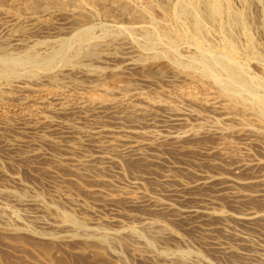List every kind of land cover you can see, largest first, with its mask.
Instances as JSON below:
<instances>
[{"label":"rangeland","instance_id":"obj_1","mask_svg":"<svg viewBox=\"0 0 264 264\" xmlns=\"http://www.w3.org/2000/svg\"><path fill=\"white\" fill-rule=\"evenodd\" d=\"M12 1L0 0V264H152L166 258L174 264H264V259L260 258L264 254L263 220L243 225L231 218L227 221L215 218L216 223H213L218 227L214 232H208L202 223L194 221V217L184 219L175 211L160 214L148 203L150 199H160L180 206L183 200L179 195L184 193L208 199L215 194L212 188L187 191L183 189L185 184L201 172L227 174L230 162L264 157V145L257 142L260 139L257 136L253 137L256 140L247 141L231 131L224 135L208 133L215 126L228 128L232 118L240 114L260 116L264 123V58H261L264 32L257 23L255 7L249 8L251 21L247 29L251 41L256 43V47L254 44L250 49L254 53L247 49L249 41L238 36L235 41L237 52L230 59L226 57L230 41L224 29L226 14L205 21L201 10L203 0L199 3L198 0H130L132 9L142 15L138 19H132L121 10L105 13L94 0H75L77 6L73 2L61 8L50 7L46 13L38 12L34 17L11 9ZM230 2L235 10H243L244 5L238 0ZM13 13L17 18H11ZM31 20L36 23V28L32 29ZM29 25L32 31L27 29ZM18 39L21 41L17 45ZM126 59H135L137 67L124 69ZM94 70L103 74L94 81L87 79L86 75L94 74ZM19 84L26 85L27 89L16 90ZM222 99L227 103L224 115L229 118L226 120L208 107V103ZM60 103L64 106L66 103L67 111H54ZM104 104L108 106L104 107ZM242 110L248 113L242 114ZM174 113L184 114L182 121L172 126L175 131L190 130V145L215 146L216 153L207 156L199 151L184 152L181 144L180 148L170 140L162 139V125L168 124ZM103 127L114 128L116 134L98 133ZM127 129H137L139 135L135 139L141 142L155 136L156 151L152 146L143 148L145 152L158 154L157 161L153 162L151 158L153 164L150 165V161L148 164V161L138 159L137 165L136 159L106 147H97V144L105 145L107 141L123 136ZM155 143H159L158 146ZM102 154L112 159L104 161L100 159ZM244 171L247 175H258L264 172V167ZM162 174H168L170 184L163 182ZM125 198H135L139 202L134 206ZM218 200L215 210L221 214L244 208H236L227 196H220ZM247 205L263 211L264 199L253 200ZM143 217L162 222L179 240H169L171 237L164 234L160 240L153 238L152 230L139 228ZM101 218L116 221L103 223V226L91 223ZM46 222L50 223L45 225ZM59 222L73 225L75 239L71 237L67 242L58 236L60 234L55 232L53 225ZM224 224L229 225L233 234H227L222 228ZM118 229L121 230L119 237L112 239V233ZM95 233L100 237L95 238ZM127 236H131L130 239ZM212 241L222 244L229 252L223 254L210 243ZM133 249L137 250L136 255ZM198 255L201 256L198 258Z\"/></svg>","mask_w":264,"mask_h":264},{"label":"bare ground","instance_id":"obj_2","mask_svg":"<svg viewBox=\"0 0 264 264\" xmlns=\"http://www.w3.org/2000/svg\"><path fill=\"white\" fill-rule=\"evenodd\" d=\"M129 1L130 0H94V2L96 3V5L97 6H99V9H101L103 12H105V13H111V12H113V11H115L116 12V10H121L122 12H125V13H128L129 15H131V18L132 19H138L140 16H142V15H140L136 10H134V9H132V7H131V5H130V3H129ZM165 1H168V0H165ZM211 1V0H210ZM210 1L209 0H203V4H202V2H201V4H202V6H203V8H201V10L203 11V13H202V16L204 17V19H205V21L206 20H209V22H210V19H217V17L219 18H221V16L222 15H224V14H226L225 15V24H224V29H225V31H226V34H227V36L230 38V41H229V47H228V50H227V56L226 57H229L230 59H232V58H234V55L236 54V43H235V41H237V39H238V36H240L241 38H245V39H247L248 41H249V45L247 46V49L251 52V50H252V47H253V45L255 44V47H256V43H254V42H252L251 41V37L249 36V34H247V29H248V25H249V22L251 21V16H250V13H249V8H251L252 6H254L255 7V9L257 10V19H258V22L257 23H259V28H260V30H263V32H264V1L263 0H238L242 5H244V7H243V10H235V8H234V6H233V3H231L230 2V0H213V3L211 4L210 3ZM263 1V2H262ZM75 3L76 1L75 0H13L12 2H11V4H9L10 5V7H11V9H13V10H16V12H23V13H28V14H32V16H34V15H36L38 12L39 13H41V12H44L45 11V13H46V11H47V9L48 8H50V7H54V6H57V7H65V6H67V5H69V4H71V3ZM132 2V1H131ZM215 2V3H214ZM77 3V2H76ZM75 3V5L77 6V4ZM79 3V2H78ZM198 3H199V0H198ZM197 3V5H199ZM167 4V3H166ZM200 4V5H201ZM79 6H81L80 4H78ZM134 5V4H133ZM9 8V7H8ZM55 8V7H54ZM67 8V7H66ZM136 8V7H135ZM164 8V7H163ZM253 8V7H252ZM140 9V8H139ZM168 9V8H167ZM166 9V10H167ZM199 9H200V7H199ZM52 10H54V9H52ZM137 10H138V8H137ZM163 10V9H162ZM251 10V9H250ZM101 11V12H102ZM139 11V10H138ZM10 12V11H9ZM14 12V11H13ZM140 12V11H139ZM197 12V11H196ZM22 13V14H23ZM50 13V12H49ZM142 13V12H141ZM194 13V12H193ZM200 13V12H199ZM48 14V13H47ZM192 15H195V13L194 14H192ZM199 15V14H198ZM18 16V15H17ZM253 16V15H252ZM13 17L15 18L16 17V15L13 13V15H12V19H13ZM35 17V16H34ZM38 17H40L39 15H38ZM193 17V16H192ZM195 17V16H194ZM224 17V16H223ZM255 17V16H254ZM17 18V17H16ZM201 18V17H200ZM31 19V18H30ZM41 19V18H40ZM194 19V18H193ZM203 19V18H202ZM16 20V19H15ZM38 20V19H37ZM199 20V19H198ZM219 20V19H218ZM253 20V19H252ZM11 21V20H10ZM18 21V20H17ZM16 21V22H17ZM32 21V20H31ZM201 21V20H200ZM202 21H204V20H202ZM201 21V22H202ZM204 21V22H205ZM14 22V21H13ZM196 22H197V20H196ZM203 22V23H204ZM212 22V21H211ZM213 22H215V21H213ZM222 22V21H221ZM32 23H33V21H32ZM75 23H77V22H75ZM81 23V22H80ZM216 23V22H215ZM223 23V22H222ZM255 23V22H254ZM79 24V23H78ZM197 24H198V22H197ZM250 24H252V22L250 23ZM14 25V24H13ZM12 25V26H13ZM37 25H39V24H37ZM200 25H201V23H200ZM199 26V25H198ZM11 27V26H10ZM50 27V26H49ZM48 27V28H49ZM196 27H197V25H196ZM33 28H36V23H33L32 24V29ZM38 28H40V27H38ZM203 28V27H202ZM258 28V27H257ZM27 29H30V25L28 26V28ZM26 29V30H27ZM198 29H200L199 27H198ZM30 31H32L31 29H30ZM200 31H203L202 29L200 30ZM26 33V31L24 30V34ZM198 34V33H197ZM261 34V33H260ZM264 34V33H263ZM195 35H196V31H195ZM198 37V35L196 36V38ZM261 37H263L262 35H261ZM263 39V38H262ZM18 41V43H16L17 45L18 44H20V41L21 40H17ZM239 42V41H238ZM236 44V45H235ZM95 45V44H94ZM258 45H259V43H258ZM257 45V46H258ZM93 45H91L90 46V48L92 47ZM96 46H99V43L96 45ZM246 47V46H245ZM264 47V46H263ZM262 47V48H263ZM88 49V48H87ZM95 49H96V47H95ZM238 49V48H237ZM251 49V50H250ZM253 49H256V48H253ZM258 49H260V47L258 48L257 47V50ZM90 49H88V51H89ZM92 50H93V48H92ZM87 51V52H88ZM98 51V50H97ZM248 51V52H249ZM261 51V50H260ZM84 52H86V51H84ZM99 52V51H98ZM247 52V53H248ZM249 52V53H250ZM79 54H80V51L78 52ZM90 53V52H89ZM89 53H87V54H89ZM92 53H93V51H92ZM251 53H254V52H251ZM259 53V52H258ZM86 54V55H87ZM91 54V53H90ZM97 54H99V53H97ZM259 54H261V52L259 53ZM92 55V54H91ZM91 55H89V56H91ZM262 55V54H261ZM264 56V55H263ZM263 56H261V58H264ZM108 57V56H107ZM90 58V57H89ZM92 58H93V56H92ZM94 59V58H93ZM97 59H99V58H97ZM95 60V59H94ZM93 61V60H92ZM74 66V65H73ZM75 67V66H74ZM137 67V63H136V60L135 59H126L125 61H124V69H126V70H133V69H135ZM75 68H77V67H75ZM78 68H80V67H78ZM90 68H95L94 66H91ZM101 68V67H100ZM89 69V68H88ZM102 69H104V68H102ZM91 70V69H90ZM93 70V69H92ZM92 70L90 71V72H92ZM105 70V69H104ZM84 71V70H83ZM107 71V70H106ZM74 73V72H73ZM83 73V72H82ZM80 74H81V72H80ZM101 74H103L100 70H94V74H87L86 75V77H87V79H90V80H93L94 81V79H95V77H99V75H101ZM175 74H176V72H175ZM77 75H79V74H77ZM76 76V75H75ZM80 76V75H79ZM82 76V75H81ZM177 76V75H176ZM188 78V77H187ZM186 78V79H187ZM96 79H98V78H96ZM173 80H175L176 81V78H172ZM171 79V80H172ZM178 79V78H177ZM76 80V79H75ZM100 80V79H99ZM172 80V81H173ZM92 81V82H93ZM95 81H97V80H95ZM76 83V82H75ZM17 89L16 90H25V89H27V86L26 85H24V84H19V85H17ZM2 88H4L3 86L1 87V89ZM4 91L6 92L7 90H5V88H4ZM139 93H137V95H138ZM140 97V96H139ZM216 97H214V99H215ZM224 99V98H223ZM222 99V100H223ZM226 99V100H225ZM224 100H225V102L227 101V98H225ZM212 100V99H211ZM220 101V100H218V101H213V102H210V103H208V107H210L211 109H212V111L213 112H215V113H219V114H221L222 116V119H228L229 117H227L226 115H224L225 114V106H226V104L225 103H223L224 102V100L223 101ZM208 101V100H207ZM239 101V100H238ZM150 103H152V102H150ZM241 103V102H240ZM243 103V102H242ZM251 103V102H250ZM99 104V103H98ZM112 104V103H111ZM111 104H110V107H111ZM60 105H61V103H60ZM59 105V106H60ZM94 105L95 104H93V107H94ZM101 105V104H100ZM149 105H151V104H149ZM154 105H155V103H154ZM248 105H250L251 106V104H248ZM83 106H85V105H83ZM104 107L105 106H108V105H103ZM206 106V105H205ZM87 107H89V106H87ZM115 107V106H114ZM251 107H253V106H251ZM69 108H70V106H69ZM85 108V107H84ZM67 109H68V107H66V103H65V106L62 104L59 108H58V110H54L55 112L56 111H67ZM90 109V108H89ZM94 109V108H93ZM103 109V108H102ZM107 109H109V108H107ZM112 109V108H111ZM139 109H141V108H139ZM237 109V108H236ZM242 109V108H241ZM259 109V108H258ZM87 110H88V108H87ZM110 110V109H109ZM138 110V109H137ZM137 110H135L136 112H137ZM142 110V109H141ZM240 110V109H239ZM97 111V110H96ZM101 111H103V110H101ZM105 111V110H104ZM211 111V110H210ZM236 111V110H235ZM241 111V110H240ZM243 111V113L242 114H244L245 112H244V110H242ZM81 112H83V111H81ZM114 112V111H113ZM117 112V111H116ZM59 113V112H58ZM103 112H101V114H102ZM107 113V112H106ZM111 113V112H110ZM115 113V112H114ZM135 114V112H132V114ZM236 113H239L238 112V110H237V112ZM246 113H248V112H246ZM260 113V112H259ZM63 114V113H62ZM131 114V115H132ZM142 114V113H141ZM141 114H139L140 116H142ZM175 115H173V117L170 119V122L168 123V124H166V125H162V127H163V132H164V134H162L161 136H162V139H165V140H170L171 141V143L174 145V146H176V145H178L179 147H180V145L179 144H181L182 145V150L184 151V152H193V151H199V152H201V153H204L205 155H207V156H212L214 153H216V151H217V147H215V146H211V145H209V146H207V145H205V146H194V145H190V143H191V140H189L188 141V139L190 138L189 136V132H190V130H189V132L187 131V130H182V129H180V130H182L181 132H178V131H175V128L174 127H172V126H175V125H177L178 123H179V121H182V117H183V115L184 114H176V113H174ZM264 114V113H263ZM96 115V114H95ZM99 115V114H98ZM113 115V114H112ZM138 115V114H137ZM172 115V114H171ZM170 115V116H171ZM116 116V115H115ZM182 116V117H181ZM253 116V115H252ZM92 117V116H91ZM94 117V116H93ZM120 117V116H119ZM127 117V119H129V117H131V116H125V118ZM132 117H134V118H136V116H132ZM144 117H145V115H144ZM116 118H117V116H116ZM121 118V117H120ZM146 118V117H145ZM46 119V118H45ZM143 118H141V120H142ZM264 119V118H263ZM232 123L230 124V126L228 127V128H226V129H224V127L223 128H220L219 126H215L212 130H211V132H208V133H211V134H215V135H224V134H226L228 131H231L232 133H236L238 136H242V137H244V139H246L247 141H251L252 139H255L256 138V136H257V139H258V137L260 138V139H258V143L260 144V145H264V123L261 121V118H260V116H258V117H250V116H245V115H238V116H235V118L233 119L232 118ZM50 121V120H49ZM117 121H119V120H117ZM133 121V120H132ZM131 120H130V122H132ZM136 121V119L133 121V122H135ZM165 121H167V120H165ZM139 122V121H138ZM47 123H49V122H47ZM50 123H52V121L50 122ZM49 123V124H50ZM105 123H103V125H104ZM108 124V123H107ZM216 124V123H215ZM44 125V124H43ZM110 125V124H109ZM119 125V124H118ZM214 125V124H213ZM213 125H212V127H213ZM59 126V125H58ZM112 126H114V125H112ZM63 127V126H62ZM67 127V126H66ZM47 129L49 128V126L48 127H46ZM173 128H174V130H173ZM70 129V128H69ZM50 130V129H49ZM57 130V129H56ZM55 130V131H56ZM100 130V129H99ZM208 130V129H207ZM98 131V130H97ZM118 131V130H117ZM160 131V130H159ZM205 131V130H204ZM54 132V131H53ZM66 132V131H65ZM119 132V131H118ZM203 132V131H202ZM71 133V132H70ZM69 133V134H70ZM72 133H74V131L72 132ZM87 133V132H86ZM93 133V132H92ZM98 133H104V134H106V135H112V134H114L115 133V129L114 128H111V127H103ZM120 133V132H119ZM122 133V132H121ZM232 133H230V134H232ZM82 134H83V132H82ZM95 134H97L96 132H95ZM116 134V133H115ZM114 134V135H115ZM123 134V133H122ZM195 134V133H194ZM202 134H205L206 135V133H202ZM229 134V133H228ZM227 134V135H228ZM79 135V134H78ZM138 135H139V131L137 130V129H127V130H125V134L123 135V136H117L116 137V139H112V140H109V141H107V143L104 145V144H97L98 146L97 147H106V148H109L112 152H118V154H121L122 156H126V157H128V158H131V159H136V162L137 161H139V160H145V161H148V164H149V161H150V165H151V162H152V160H151V158L153 159V162H155V161H157V158L159 157L158 156V154H156V153H153V154H150V153H148V152H145L144 151V148H143V146H148V147H150L151 148V146L154 148L155 147V145H154V142H156V140H155V136L154 137H149L150 139L148 140V141H146V142H141V141H139V140H136L135 139V137H138ZM154 135H156L157 136V134H155L154 133ZM44 136V135H43ZM43 136L41 135V138L42 139H44L43 138ZM82 136V135H81ZM90 136V135H89ZM113 136V135H112ZM192 136V135H191ZM226 136V135H225ZM76 137H77V135H76ZM83 137V136H82ZM140 137V136H139ZM193 137V136H192ZM204 137V136H203ZM221 137H223V136H221ZM253 137H255V138H253ZM101 138H104V137H101ZM107 138H108V136H107ZM106 138V139H107ZM144 138V137H143ZM145 138H147V137H145ZM82 139H84V138H82ZM45 140V139H44ZM50 140V139H49ZM48 140V141H49ZM52 141H53V139H51ZM78 140H79V138H78ZM85 140V139H84ZM87 140H89V139H87ZM92 140H94L93 138H92ZM98 140V139H97ZM99 140H100V138H99ZM256 140V139H255ZM47 141V140H46ZM52 141H49L50 143L52 142ZM89 141H91V140H89ZM101 141V140H100ZM164 141V140H163ZM93 142H96L95 140L93 141ZM98 142V141H97ZM166 142V141H165ZM189 142V143H188ZM57 143V142H56ZM160 143V142H159ZM158 143V144H159ZM248 143V142H247ZM250 143V142H249ZM156 144V143H155ZM158 144H156L157 146H158ZM80 145H83V144H80ZM85 145V144H84ZM83 145V146H84ZM154 145V146H153ZM246 145V144H245ZM249 145V144H248ZM62 146H63V144H62ZM69 146V145H68ZM93 146V145H92ZM91 146V147H92ZM253 146V145H252ZM255 146V145H254ZM65 147H67V146H65ZM71 147H73V146H71ZM78 147V146H77ZM94 147V146H93ZM147 147V148H148ZM259 147V146H258ZM13 148V147H12ZM74 148V147H73ZM152 148V149H153ZM35 149V148H34ZM58 149V148H57ZM96 149H98V148H96ZM152 149H150V150H152ZM158 149V148H157ZM75 150V149H74ZM101 150V149H100ZM102 150H104L103 148H102ZM95 151H97V150H95ZM108 151V150H107ZM111 151H110V153H111ZM154 151H156L155 150V148H154ZM75 152V151H74ZM55 153H57V152H55ZM102 153V152H101ZM109 153V152H108ZM53 154V153H52ZM65 154V153H64ZM66 154H67V152H66ZM68 155H69V153H68ZM71 155V154H70ZM117 155V154H116ZM29 156V155H28ZM36 156V155H35ZM84 156V155H83ZM96 156V155H95ZM121 156V157H122ZM38 157V156H37ZM74 157V156H73ZM98 157V156H97ZM118 157V156H117ZM121 157H119V158H121ZM251 157V156H250ZM65 158V157H64ZM72 158V157H71ZM161 158V157H160ZM159 158V159H160ZM61 159V158H60ZM100 159H103L104 161H109L110 159H112L110 156H108V155H104V154H102L101 156H100ZM139 159V160H138ZM68 160V159H67ZM73 160H74V158H73ZM88 160V159H87ZM90 160V159H89ZM128 160V159H127ZM228 160V159H227ZM238 160V159H237ZM245 160V159H244ZM244 160H242V159H240V160H238V161H235V162H230V163H228L227 164V170H228V173L226 174V173H221V172H211V173H209V172H205V173H199V174H197V176L195 177V179H193L191 182H189V183H187V184H185V187L183 188V189H187V191L188 190H191V189H194V188H199V189H203V188H212L213 190H214V195H212L210 198H208V199H201V198H199V197H196V196H187V193H184V194H180L179 195V197H181L182 198V200H183V204H181L180 206H177L175 203H173L172 201H169V202H165V201H162V200H160V199H155V200H148V203H151L152 204V206H153V209H154V211H156V212H160V214H161V212H165V211H172V212H174L175 211V213H177V214H179L180 216H182V218H184V217H194L195 218V222H200V223H202L203 225H204V229H205V231H213L214 229H216V227H218V226H216V225H214V223H213V221L214 220H217V219H215V218H221L222 220H225V221H227L228 220V218H231V219H233V220H236V221H238L240 224H247V223H254V222H256V221H259V220H263L264 221V210L263 211H261L260 209H256L255 207H250L249 205H247L248 203H250V202H252L253 200H257V199H260V198H262V199H264V172H262L261 174H258V175H247L246 173H244L245 171L244 170H247V169H249V168H257V167H264V157L262 158V159H254V160H249V161H244ZM56 162H58L57 160H55ZM63 161V160H62ZM95 161H96V159H95ZM132 161V160H131ZM223 161V160H222ZM224 161H225V159H224ZM99 162V161H98ZM153 162H152V164H153ZM63 163H65V162H63ZM69 163V162H68ZM88 163V162H87ZM87 163H85V164H87ZM115 163V162H114ZM130 163H132V162H130ZM59 164V163H58ZM66 164V163H65ZM70 164H72V163H70ZM90 164V163H89ZM104 164V163H103ZM119 164V163H118ZM121 164V163H120ZM135 164V163H134ZM145 164V163H144ZM154 164H156V163H154ZM59 165H61V164H59ZM77 165H79V164H77ZM111 165V164H110ZM137 165H139L138 164V162H137ZM136 165V166H137ZM142 165V164H141ZM214 165V164H213ZM72 166V165H71ZM74 166V165H73ZM83 166H85V165H83ZM90 166V165H89ZM89 166H88V168H89ZM91 167V166H90ZM107 167H109V166H107ZM139 167V166H138ZM96 169H97V167H95ZM100 168V167H99ZM98 168V169H99ZM140 168V167H139ZM142 168H144V167H142ZM149 168V167H148ZM83 169V168H82ZM151 169V168H150ZM149 169V170H150ZM72 170H74V169H72ZM86 170V169H85ZM89 170H90V168H89ZM147 171H148V169H146ZM153 170V169H152ZM156 171V170H155ZM151 172V171H150ZM193 173V172H192ZM149 174V173H148ZM170 175V174H169ZM192 175H194V173L192 174ZM162 177H163V182H168V181H170L171 179L169 178V176H168V174L167 175H164L163 176V174H162ZM172 177V176H171ZM142 178V177H141ZM70 178H68V180H69ZM139 179V178H138ZM70 180H72V179H70ZM69 180V181H70ZM169 183V182H168ZM178 183V182H177ZM139 184V183H138ZM170 184V183H169ZM179 184V183H178ZM180 185H181V183H180ZM179 185V186H180ZM136 190V189H135ZM181 190V189H180ZM116 191H118V190H116ZM124 191V190H123ZM122 191V192H123ZM5 192H7V194H8V191H5ZM4 192V193H5ZM103 192V191H102ZM129 192H133V191H129ZM109 193V192H108ZM125 193H126V191H125ZM182 193V192H181ZM3 194V193H2ZM105 195H106V193H105ZM146 196V195H145ZM178 196V195H177ZM220 196H227V197H229V198H231L233 201H234V205H235V207L236 208H238V207H243L244 206V208L243 209H240V210H238V211H235L234 213H231V214H221V213H218L215 209H216V205H218L219 204V197ZM68 197V196H67ZM122 197V196H121ZM142 197V196H141ZM149 197V196H148ZM66 198V197H65ZM143 198V197H142ZM69 199V198H68ZM189 199H192V200H189ZM108 199H106V201H107ZM117 200V199H116ZM120 200V199H119ZM125 200L127 201V200H131V199H127V198H125ZM66 201V200H65ZM73 201V200H72ZM110 200H108V202H109ZM114 201V200H113ZM117 202V201H116ZM115 201H114V203H116ZM131 203H132V205H134V206H136L137 204H138V200L137 199H135V198H133L131 201H130ZM141 202H143V201H141ZM146 202V201H145ZM2 203V202H1ZM70 203V202H69ZM6 204V203H5ZM111 204V203H110ZM77 205V204H76ZM107 205V204H106ZM142 205V204H141ZM7 206V205H6ZM79 206V205H78ZM150 206V205H149ZM77 207V206H76ZM144 207V206H143ZM2 208V207H1ZM3 208H5L4 207V205H3ZM7 208V207H6ZM85 208V207H84ZM262 208V207H261ZM264 208V207H263ZM1 210V209H0ZM7 210V209H6ZM152 210V209H151ZM9 211V210H8ZM8 211H6V212H8ZM177 211V212H176ZM230 211V210H229ZM5 212V211H4ZM10 212H12L13 214L15 213V211L13 212V211H10ZM3 213V212H2ZM7 214H11V213H7ZM158 214V213H157ZM173 215H174V213H173ZM6 216V215H5ZM14 216V215H13ZM12 216V217H13ZM17 215H15L14 217L15 218H17L16 217ZM20 216V215H19ZM69 216H71V218H72V215H69ZM128 216V215H127ZM178 216V215H177ZM8 217V216H7ZM74 217V216H73ZM99 217V216H98ZM119 217V216H118ZM134 217H135V215H134ZM6 218V217H5ZM19 218H21V217H19ZM100 218V217H99ZM136 218H137V216H136ZM193 218V219H194ZM8 219V218H7ZM7 219H5L6 221H7ZM10 219H11V216H10ZM9 219V220H10ZM35 219H38V218H35ZM68 219V218H67ZM185 219V218H184ZM187 219V218H186ZM14 220V219H13ZM55 220V219H54ZM61 220V219H60ZM71 220V219H70ZM95 220H97V219H95ZM12 221V220H11ZM16 220H14V221H12V222H15ZM36 221V220H35ZM38 221V220H37ZM74 221V220H73ZM76 221V220H75ZM81 221V220H80ZM91 221H93V219H91ZM115 219H111V220H104L103 218H101V219H99V220H97V222L95 221V222H91V223H97V225H102L103 226V223L106 225V223H115ZM118 221V220H117ZM139 221V220H138ZM231 221V220H230ZM9 222V221H8ZM7 222V224L6 225H8L9 223ZM20 222H21V220H20ZM63 222H65V221H63ZM84 222V221H83ZM119 222V221H118ZM215 222V221H214ZM233 222V221H232ZM235 222V221H234ZM233 222V223H234ZM237 222V223H238ZM11 223V222H10ZM16 223V222H15ZM15 223H13V225L15 226ZM42 223V222H41ZM47 223H50V222H46V224L45 225H47ZM53 223V222H52ZM71 223H72V221H71ZM85 223V222H84ZM162 223V222H161ZM161 223H159V222H157L156 220H154V219H152V218H149V217H143L141 220H140V222H139V228H148V229H150V230H152V232H153V238L155 237V238H159V237H161L163 234L164 235H168V237H171L169 240H173V239H175V240H179V238H178V236L173 232V231H171V229H169V228H167L165 225H163V224H161ZM216 223V222H215ZM236 222H235V224H237ZM238 223V224H239ZM21 224H22V222H21ZM21 224H20V227H21ZM23 224H24V222H23ZM68 223H66V224H60V222H59V224H54L53 225V227H54V230H55V232H57L58 234H60V235H58V236H60L61 238H63V239H66V241H67V239H69V238H73V239H75V237H73V236H75L73 233H74V229L72 228V226L69 224V225H67ZM80 225H81V223H79ZM219 224H221L220 222H219ZM25 225V224H24ZM24 225H22V226H24ZM110 225H112V224H110ZM120 225H121V223H120ZM137 225V224H136ZM222 225V224H221ZM28 226V225H27ZM51 226V225H50ZM86 226V225H85ZM87 226H89V223L87 224ZM108 226V225H107ZM199 226V225H198ZM11 226H9V228H10ZM29 227V226H28ZM45 227V226H44ZM76 227V226H75ZM96 227V226H95ZM105 227V226H104ZM127 227V226H126ZM200 227V226H199ZM12 228H13V226H12ZM27 228V227H26ZM77 228H79V227H77ZM91 228V227H90ZM110 228V227H109ZM116 228H117V226H116ZM124 228V227H123ZM197 228V227H196ZM222 228L226 231V232H228L227 234H229V233H232V231L229 229V225H227V224H224L223 226H222ZM6 229V228H5ZM8 229V228H7ZM6 229V230H7ZM19 229V228H18ZM17 229V230H18ZM28 229V228H27ZM29 229H31V227H29ZM46 229H48V228H46ZM50 230H52L51 228H49ZM96 230H97V228H95ZM100 229H101V227H100ZM112 229V228H111ZM131 229V228H130ZM200 229V228H199ZM219 229V228H218ZM25 230V229H24ZM54 230H52L53 232H54ZM77 230V229H76ZM75 230V231H76ZM81 230H83V229H81ZM92 230V232L94 231L93 229H91ZM90 230V231H91ZM98 230H99V228H98ZM97 230V231H98ZM9 231V230H8ZM13 231V230H12ZM28 231V230H27ZM31 231V230H30ZM44 231V230H43ZM47 232H48V230H46ZM90 231H88L89 233H90ZM100 231V230H99ZM125 231V230H124ZM149 231V230H148ZM147 231V232H148ZM201 231H202V229H201ZM223 231V230H222ZM235 231V230H234ZM236 231H237V229H236ZM16 232V231H15ZM37 232V231H36ZM45 232V231H44ZM47 232H45V233H47ZM79 232V231H78ZM107 232V231H106ZM105 232V233H106ZM214 232V231H213ZM238 232V231H237ZM241 232V231H240ZM4 233V232H3ZM8 233V232H7ZM6 233V234H7ZM17 233V232H16ZM41 232L39 231V233H38V235L40 234ZM49 233V235L51 234L50 232H48ZM47 233V234H48ZM97 233H100V232H97ZM121 233V230H115V233H112V235L114 236V238H112V239H117L118 237H119V234ZM134 233V232H133ZM239 233V232H238ZM54 234V233H53ZM56 234V233H55ZM77 234V233H76ZM80 234V233H79ZM91 234V233H90ZM96 234V233H95ZM101 234V233H100ZM208 234V233H207ZM207 234H205V235H207ZM233 234V233H232ZM244 234V233H243ZM4 235H5V233H4ZM9 236L11 235V234H8ZM45 235V234H44ZM57 235V234H56ZM81 235H84L85 236V234H81ZM97 235V234H96ZM108 235H109V233H108ZM123 235V234H122ZM204 235V236H205ZM7 236V235H6ZM21 236V235H20ZM43 236V235H42ZM47 236V235H46ZM53 236V235H52ZM55 236V235H54ZM57 236V237H58ZM87 236H89V235H87ZM107 236V235H106ZM135 236V235H134ZM133 236V237H134ZM151 236V235H150ZM212 236V235H211ZM214 236V235H213ZM212 236V237H213ZM230 236H231V234H230ZM229 235H228V237H230ZM238 237V235H236L235 234V237ZM56 237V236H55ZM100 237V236H99ZM98 237V235H97V237H95V238H99ZM121 237V236H120ZM129 239H130V237L131 236H127ZM144 237V236H143ZM207 237V236H206ZM209 238H210V235L208 236ZM228 237H227V239H228ZM234 237V238H235ZM236 237V238H237ZM84 238H86V237H84ZM103 238V237H102ZM111 238V237H110ZM225 238V237H224ZM231 238V237H230ZM229 238V239H230ZM241 238V237H240ZM20 239V238H19ZM46 239V238H45ZM52 239V238H51ZM62 239V240H63ZM79 239V238H78ZM143 239V238H142ZM161 238H159V240H160ZM213 239V238H212ZM15 240H18V239H16L15 238ZM72 240V239H71ZM70 240V241H71ZM92 240V239H91ZM118 240H120V241H118V242H121V239H118ZM147 240V239H146ZM230 240H232V239H230ZM233 240H235V239H233ZM238 240V239H237ZM241 240V239H240ZM248 240V239H247ZM246 240V241H247ZM20 240H18V242H19ZM22 241V240H21ZM52 241V240H51ZM63 241H65V240H63ZM110 241V240H109ZM111 241H113V240H111ZM117 241V240H116ZM122 241H123V239H122ZM135 241H136V239H135ZM135 241H133V242H135ZM22 242H24V241H22ZM47 242H50V240L49 241H47ZM52 242H54V240L52 241ZM68 242V241H67ZM92 242V241H91ZM124 242V241H123ZM125 242H127V240H125ZM139 242V241H138ZM142 242V241H141ZM144 242V241H143ZM175 242V241H174ZM182 242V241H181ZM232 242V241H231ZM108 243H110V242H108ZM114 243V242H113ZM116 243V242H115ZM114 243V244H115ZM131 243H132V241H131ZM208 243V242H207ZM210 243H212V245L213 246H215L218 250H222V252H223V254H224V252H229V250H227V249H225V247L222 245V244H220V243H217V242H210ZM81 244H83V243H81ZM94 244V243H93ZM110 244H112V243H110ZM110 244H109V246H110ZM124 244V243H123ZM127 244V243H126ZM133 244V243H132ZM137 244V243H136ZM140 244H143V243H140ZM147 244V243H146ZM39 245V244H38ZM84 245V244H83ZM108 245V244H107ZM122 245V244H121ZM129 245V244H128ZM149 245V244H148ZM45 246V245H44ZM85 246H87L86 244H85ZM94 246H96V244L94 245ZM93 246V247H94ZM114 246V245H113ZM120 246V245H119ZM38 247V246H37ZM46 247V246H45ZM88 247V246H87ZM91 247V246H90ZM102 247V246H101ZM100 247V248H101ZM108 247V246H107ZM115 247V246H114ZM260 247V246H259ZM80 248V247H79ZM82 248V247H81ZM80 248V249H81ZM86 248V247H85ZM84 247H83V249H85ZM96 248H97V246H96ZM95 248V249H96ZM105 248V247H104ZM132 248V247H131ZM168 248V247H167ZM263 248V247H262ZM45 249V248H44ZM79 249V250H80ZM102 249V248H101ZM106 249V248H105ZM109 249V248H108ZM114 250H115V248H113ZM138 249V248H137ZM164 249V248H163ZM166 249V248H165ZM214 249V248H213ZM216 249V250H217ZM229 249V248H228ZM87 250V249H86ZM135 249H133V251H134ZM174 250V249H173ZM183 250V249H182ZM189 250V249H188ZM46 251H48V250H46ZM131 251H132V249H131ZM137 251V250H136ZM136 251H134V255H136ZM141 251V250H140ZM166 251V250H165ZM191 251V250H190ZM263 251V250H262ZM80 252V251H79ZM101 252V251H100ZM115 252V251H114ZM118 252V251H117ZM152 252V251H151ZM187 252V251H186ZM92 253V252H91ZM91 253H89V255L91 254ZM105 253V252H104ZM107 253V252H106ZM116 253V252H115ZM118 253H120V252H118ZM133 253V252H132ZM144 253V252H143ZM162 253V252H161ZM197 253V252H196ZM226 253H225V255H226ZM232 253H234V252H232ZM117 254V253H116ZM141 254V253H140ZM145 254V253H144ZM200 254V253H199ZM84 255V254H83ZM106 255V254H105ZM148 255V254H147ZM245 255H247V254H245ZM85 256H88V255H86L85 254ZM91 256H93V255H91ZM101 256H102V254H101ZM107 256V255H106ZM145 256H146V254H145ZM161 256V255H160ZM165 256V255H164ZM183 256H187V255H183ZM193 256H196V254L195 255H193ZM201 256V255H200ZM199 255H198V258L200 257ZM252 256V255H251ZM98 257V256H97ZM103 257V256H102ZM144 257V256H143ZM149 257V256H148ZM147 257V258H148ZM155 257V256H154ZM167 257V256H166ZM169 257V256H168ZM178 257V256H177ZM191 257V256H190ZM92 258V257H91ZM101 259V257H98V260H100ZM113 258V257H112ZM151 258L152 257H150V260H151ZM163 258V257H162ZM170 258V257H169ZM168 258V259H169ZM176 258V257H175ZM183 258V257H182ZM185 258V257H184ZM183 258V259H184ZM186 258H188V257H186ZM260 258H262V259H264V254H262L261 255V257ZM94 259H96V258H94ZM111 259V258H110ZM110 259H109V261H110ZM163 259H165V258H163ZM176 259H178V258H176ZM190 259V258H189ZM248 259V258H247ZM194 260H196V259H194ZM193 259H192V261H194ZM251 260V259H250ZM116 261V260H115ZM177 261V260H176ZM175 261V262H176ZM186 261V260H185ZM197 261H198V259H197ZM252 261H253V259H252ZM255 261V260H254ZM117 262V261H116ZM115 262V263H116ZM178 262H179V259H178ZM189 262V261H188ZM202 262V261H201ZM205 262H206V260H205ZM152 264H174L173 262H171V260L169 261V260H167V258L165 259V260H158V261H154ZM182 264V263H181ZM189 264H191L190 262H189Z\"/></svg>","mask_w":264,"mask_h":264}]
</instances>
